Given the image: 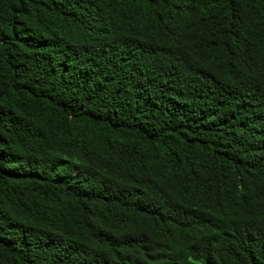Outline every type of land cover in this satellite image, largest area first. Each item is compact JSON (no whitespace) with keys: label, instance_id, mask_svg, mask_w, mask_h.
<instances>
[{"label":"trees","instance_id":"obj_1","mask_svg":"<svg viewBox=\"0 0 264 264\" xmlns=\"http://www.w3.org/2000/svg\"><path fill=\"white\" fill-rule=\"evenodd\" d=\"M0 264H264V0H0Z\"/></svg>","mask_w":264,"mask_h":264}]
</instances>
